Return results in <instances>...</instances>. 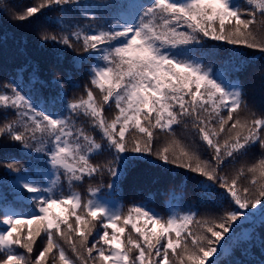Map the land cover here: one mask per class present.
<instances>
[{
	"label": "snow or ice",
	"instance_id": "1",
	"mask_svg": "<svg viewBox=\"0 0 264 264\" xmlns=\"http://www.w3.org/2000/svg\"><path fill=\"white\" fill-rule=\"evenodd\" d=\"M245 4L137 0L121 6L110 23L92 15L91 6L80 0H35L23 11L8 12L19 24L59 12L51 23L58 24L60 32L41 31V47L50 45L59 65L67 50L79 53L70 61L73 68L89 60L92 64L86 96L71 101L65 99L63 84L79 87L72 83V68L51 81L33 74L27 80L31 87L18 78L0 85L3 146H19L24 155L34 149L44 161L42 170L32 172L15 156L0 162L6 174H15L18 197L12 206L0 205V264H242L224 257L230 249L235 254L239 237L257 220L264 248V114L248 109L240 79L254 60L238 63L232 79L191 55L210 40L259 52L264 60V0ZM7 7L6 0H0V8ZM76 10L100 22H66ZM37 85L40 95L34 96ZM112 105L117 111L109 119L105 106ZM80 117L99 132L103 143L78 125ZM189 124L206 155L195 142L176 136L174 126ZM157 130L170 139L158 143ZM253 148L259 154L251 163L226 173L229 164ZM104 153L110 157L104 164L92 162ZM141 160L202 178L198 186L215 194L221 207L226 201L227 210L198 218L170 205L165 217L146 204L125 211L98 198V188L88 189L87 200L73 190L85 178L105 173L112 178L107 187L113 189L133 165L143 166ZM242 178L247 186L241 185ZM38 240L43 246L37 251Z\"/></svg>",
	"mask_w": 264,
	"mask_h": 264
},
{
	"label": "trees",
	"instance_id": "2",
	"mask_svg": "<svg viewBox=\"0 0 264 264\" xmlns=\"http://www.w3.org/2000/svg\"><path fill=\"white\" fill-rule=\"evenodd\" d=\"M6 2L7 9L0 8V85L11 81L13 78H18L22 84L31 87L27 85V80L33 74L37 75L41 81H51L63 78L65 69L72 68V83L79 85V87H72L69 83H64L63 88L67 92L65 99L71 101L86 96L85 85L90 86L88 69L92 61L89 60L82 67L73 68L70 61L73 56L79 53L74 50H67L63 65H59L55 61V53L51 50V46L41 47L39 43L40 32L45 28L48 31L60 32V26L51 23L60 16V13L56 11L47 12L45 16L33 20L32 23L19 24L12 21L8 12L23 11L35 0H6ZM134 2H137V0H80V3L91 6L89 11L92 15L100 18V21L109 23L116 13L123 10L121 6ZM143 2H146V0H143ZM239 3L242 8L247 7L245 0H239ZM100 21L85 18L76 10L69 13L66 22H77L83 26L85 24L95 25ZM40 25L44 27H38ZM75 47L78 48L79 45ZM191 55L194 59L201 60L205 67H210L214 72H220L232 79L237 76L238 63L249 59L254 60L247 72L240 74V79L245 86V99L248 109L256 112L258 116L264 114V71H262L264 60L259 59L261 56L259 52L227 45L223 42L206 40L202 46H197ZM49 88L42 90L44 96L50 94ZM94 92L97 100H100L99 91L94 89ZM32 94L34 96L40 95L39 85ZM41 103H43V100H41ZM116 111L114 105L111 109L105 106V116L109 119L115 115ZM7 115L9 118H14L11 112ZM3 122L4 114L0 113V123ZM78 125H82L85 131L95 136L98 143H103L99 132L90 127L86 118L80 117ZM174 127L178 138L189 144L195 142L201 154L206 155V149L200 144L191 124L187 128L183 125ZM2 139L0 138V162L6 161L8 156H15L22 164L26 165L29 172L40 171L44 168L43 159L35 153L34 149L31 150L30 155H24L19 150V146L5 148ZM168 139L170 137L157 130L158 143ZM258 154V148L251 149L248 156L239 157L237 163L229 164L226 173L229 175L234 174L236 169L243 164L251 163ZM108 159L110 157L107 153H104L94 156L92 162L104 164ZM148 160H155V157H148ZM140 164L143 166L133 165L130 175L113 189L107 187L112 178L105 173L103 176L96 175L94 178H85L83 182L76 183L73 190L80 192L82 198L87 200L89 198L88 189L90 187L98 188L99 191L96 193L98 198L115 202L117 206H123L125 211L133 204H146L147 207L154 209L155 212L165 217L169 213L170 205L174 206L180 213L189 211L197 213L198 218L218 216L223 210H227L228 204L226 201L223 202V207H221L222 202L215 194L208 195L198 186L199 179L202 178H197L194 174L172 165L157 167L156 164H149L147 160H141ZM14 175V173L6 174L4 168L0 166V205L7 203L12 206L18 200L15 194ZM61 183L64 191L67 192L69 190L67 182L61 178ZM247 183V179H241L242 186H247ZM173 196H175V199H173ZM261 238L262 230L259 226V220H257L239 237L235 254L233 255L230 249L224 259L242 262V264H264V248L261 247ZM42 246L43 244L38 240L37 251ZM64 246L71 255L68 246Z\"/></svg>",
	"mask_w": 264,
	"mask_h": 264
}]
</instances>
